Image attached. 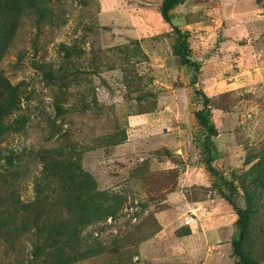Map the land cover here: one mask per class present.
I'll return each instance as SVG.
<instances>
[{
  "label": "rangeland",
  "instance_id": "374dc122",
  "mask_svg": "<svg viewBox=\"0 0 264 264\" xmlns=\"http://www.w3.org/2000/svg\"><path fill=\"white\" fill-rule=\"evenodd\" d=\"M163 1L63 0L54 6L59 26H45L37 35L40 52L34 55L30 40L35 29L27 22L5 60L12 82L22 83L23 93L32 99V117L45 113L51 126L53 93L58 88L47 87L43 71L32 67L34 61L52 63L56 70L62 61L61 43L81 46L85 59L92 58L93 46L98 54L100 48L115 51L121 46L128 53L125 58L123 52L116 57L112 51H101L102 69L92 75L99 103L93 119L56 120L51 128L57 133L50 141L31 126L27 135L9 140L17 150L58 142L75 148L103 133L126 135L117 146L86 154L83 164L100 190H125L129 195L121 224H138L139 214L143 225L116 243L61 264L235 262L231 243L237 235V215L211 190L217 181L206 167L203 130L195 115L202 101L194 93L192 79L198 76L196 88L212 100L209 106L217 129L214 166L234 180L249 167L247 156L264 144V0H185L170 11L173 23L189 34L198 71L174 55L177 35L161 15ZM132 38L140 41L141 51H136ZM23 39L29 42L22 43ZM21 48L26 50L24 65L14 71L12 64ZM126 75L131 87L124 83ZM136 86L141 89L136 91ZM20 194L31 200L33 184L25 183ZM200 202L211 206L198 225L201 216L194 206ZM187 227L191 234L182 235Z\"/></svg>",
  "mask_w": 264,
  "mask_h": 264
},
{
  "label": "trees",
  "instance_id": "16d2710c",
  "mask_svg": "<svg viewBox=\"0 0 264 264\" xmlns=\"http://www.w3.org/2000/svg\"><path fill=\"white\" fill-rule=\"evenodd\" d=\"M62 2L0 0V264H61L69 258L116 243L144 222L138 214V224H121L129 195L125 190L121 193L100 190L96 178L83 164L86 154L123 143L127 139L125 134L120 137L119 133H103L75 148L58 142L49 146L35 143L24 150H17L9 143L16 134L27 135L30 126L50 141L57 133L52 130L56 127V120L69 123L70 117L83 120L88 116L93 119L99 110L97 87L92 75L102 69L101 51L105 54L112 50L100 48L98 54L93 46L92 58L85 59V50L81 46L61 43L62 61L56 70L52 63L33 62V68L43 71L47 87L51 90L58 88L53 93L51 126L45 113L41 118L37 115L32 117L30 95L23 93L22 83L15 84L9 77L5 60L16 48L23 26L29 22L35 29L31 30L33 37L30 43L34 55H37L41 50L37 35L45 26H59L54 6ZM184 2L164 0L160 12L177 35L174 55L198 71L200 63L193 58L189 34L179 29L169 14ZM66 21H61V25ZM165 35L167 33L162 37ZM23 42L28 43L29 40L23 39ZM130 42L136 46V51H141L138 39L132 38ZM123 49L124 46L118 47L111 55L117 57L123 52L127 58L128 53ZM25 53L22 48L16 53L17 60L12 64L14 71L23 67ZM198 79V76L193 77L192 87L195 95L201 98L202 108L195 115L203 130L201 142L206 167L217 181L211 190L214 195L219 193L237 215V235L231 243L234 264H264V144L247 156L246 165L249 167L238 178L233 180L221 173L214 166L213 138L217 129L209 106L212 100L203 90L196 88ZM129 80L126 75L124 83L131 87ZM140 89V86L135 87L136 91ZM23 100L28 103L26 107ZM28 182L33 184L34 196L31 200H23L20 192ZM114 228L117 231L109 233ZM186 229L187 234L182 235L191 234V230Z\"/></svg>",
  "mask_w": 264,
  "mask_h": 264
},
{
  "label": "crops",
  "instance_id": "0c3cea01",
  "mask_svg": "<svg viewBox=\"0 0 264 264\" xmlns=\"http://www.w3.org/2000/svg\"><path fill=\"white\" fill-rule=\"evenodd\" d=\"M242 28V27H241ZM211 201V200H210ZM210 201H208V203H210ZM197 204V203H196ZM210 204H208V205H205L204 203H199V204H197L196 206H194V209L195 210H197V211H199V214H200V216L201 217H198V225H199V223L201 222V224H202V222L203 221H205L206 220V217L207 216H204L205 214H207L208 212V210L206 209V207L207 208H210ZM202 209H204V210H202ZM202 210V211H201ZM200 224V225H201ZM219 240V239H218Z\"/></svg>",
  "mask_w": 264,
  "mask_h": 264
}]
</instances>
